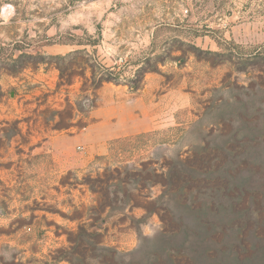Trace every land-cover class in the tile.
<instances>
[{
    "label": "rangeland",
    "instance_id": "374dc122",
    "mask_svg": "<svg viewBox=\"0 0 264 264\" xmlns=\"http://www.w3.org/2000/svg\"><path fill=\"white\" fill-rule=\"evenodd\" d=\"M73 51L58 85L40 56ZM97 64L116 82L93 96ZM205 143L223 144L233 169H264V0H0V264H71L69 234L92 225L121 253L138 227L132 259L146 261L160 219L113 186L158 188L122 167Z\"/></svg>",
    "mask_w": 264,
    "mask_h": 264
},
{
    "label": "trees",
    "instance_id": "16d2710c",
    "mask_svg": "<svg viewBox=\"0 0 264 264\" xmlns=\"http://www.w3.org/2000/svg\"><path fill=\"white\" fill-rule=\"evenodd\" d=\"M83 54L73 51L64 56H40V59L54 61L61 85L65 71L76 67ZM26 57L20 56L17 61ZM90 68L93 96L103 83L116 82L110 72L113 68L99 64ZM131 87L137 89V84ZM86 90L81 89V93ZM222 145L205 143L186 157L176 155L148 171L122 167L135 178V184L147 179L149 188H158L159 194L152 199L148 194L142 195L141 189L136 198L125 193V181L113 186L122 193L123 204L129 205L130 211L139 207L147 215L156 213L160 219L161 231L154 238L159 241V247L146 261L132 259L144 240L138 227L132 229L139 246L121 253L101 244L96 225L79 226L77 232L69 234L68 243L73 246L71 252L76 258L68 261L71 264H86V260L91 264H264L263 166L252 167L244 162L233 169L224 159ZM119 173L120 169L116 168L110 176Z\"/></svg>",
    "mask_w": 264,
    "mask_h": 264
}]
</instances>
